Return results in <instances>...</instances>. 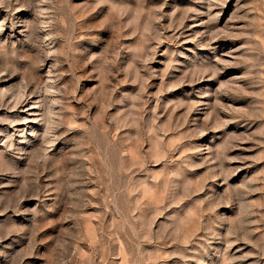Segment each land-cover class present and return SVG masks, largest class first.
<instances>
[{
  "label": "rangeland",
  "instance_id": "374dc122",
  "mask_svg": "<svg viewBox=\"0 0 264 264\" xmlns=\"http://www.w3.org/2000/svg\"><path fill=\"white\" fill-rule=\"evenodd\" d=\"M0 264H264V0H0Z\"/></svg>",
  "mask_w": 264,
  "mask_h": 264
}]
</instances>
